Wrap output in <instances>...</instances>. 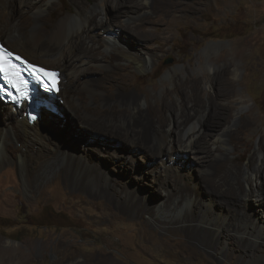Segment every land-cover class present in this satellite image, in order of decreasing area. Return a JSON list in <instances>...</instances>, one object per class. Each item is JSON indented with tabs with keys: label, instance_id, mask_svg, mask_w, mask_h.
I'll return each mask as SVG.
<instances>
[{
	"label": "rangeland",
	"instance_id": "obj_1",
	"mask_svg": "<svg viewBox=\"0 0 264 264\" xmlns=\"http://www.w3.org/2000/svg\"><path fill=\"white\" fill-rule=\"evenodd\" d=\"M23 1L26 0L12 2L11 7L15 14L22 11L21 2ZM53 1L57 5L49 15H46L48 22L52 24L62 15L71 12L70 0ZM175 1V5L170 4V0L167 2L163 0L160 3L162 7L170 8V13L159 10L158 0H155L149 8L150 12L147 13L149 22L156 24L154 29L150 28L149 32L146 30L139 35L145 39L155 38V42L152 40V43L147 45L148 48L144 47V52L154 53L155 58L145 71H139L135 66L119 61L117 63L120 68H117L125 74V79L122 76L125 83L120 87L110 85L109 89L93 94H88L82 88V83L84 80L94 78V75L76 76L74 80H68L66 87L62 85L64 91L57 96L58 99L52 100L58 108L57 114H52L48 110L35 113V115L39 114L37 120L40 119V115L44 117V114H47L54 120H60L59 124L63 122L60 124L61 129L63 128L60 130L63 131L60 135L46 125L49 127L47 130L55 138L54 141H49L50 146L60 147L74 157L82 156L86 162L89 153L94 154V151H99L97 153H100L103 159L98 168L104 179L109 184L116 182L114 184L116 190L120 191V188L135 190L136 197H145L150 208L159 200L161 191L160 183L152 180V177L157 175L154 169L157 161L149 158L150 156L146 159L141 158L140 149L131 151L127 145L125 146L127 148L120 146L119 149H115L112 143L106 142L102 146L99 144L100 135L87 128L91 126L96 130L97 128L105 129L103 119L112 115V110L116 112L125 110V107L121 105L122 95L128 96L133 93L142 102L148 100L149 103H154L162 99L166 89L175 88L176 85L172 83L168 75L169 72H173L181 81V85L178 86L180 96L189 101V105L196 98L201 100V104L207 102L208 94H212L210 101L217 106L233 105L238 97H242L248 106L245 107L246 109L243 108L242 114L250 110L252 118H256L257 126L264 124V0ZM130 4L128 1V5ZM105 9L98 10L96 14H104V17L111 18L110 20L115 14L123 15L121 9L117 11L111 6ZM18 18L23 32L27 34L32 24V11L22 12ZM97 20L95 19L94 22L96 23ZM103 31L105 30L100 29L97 34L102 36ZM112 33V36H119L123 42L126 40L135 42L133 40L135 37L129 33L128 36L122 32L117 34L113 31ZM0 40H3L2 36ZM208 46L211 47L210 51L206 50ZM112 49L111 52L114 54L115 50ZM103 50L101 49L98 53L100 58L104 57H102L104 69H108L110 64H117L113 61L114 57H107ZM32 61L45 65L34 59ZM208 63L213 65L211 71H206L204 68ZM94 67L102 70L101 66L94 65ZM218 68L236 69V76L228 74L220 77L224 86L215 84L211 81L213 78L215 80L219 78L215 75L216 71L221 70ZM176 69L180 71L174 72ZM207 73L210 79L209 77L204 79ZM188 77L191 80L197 79V82L187 83ZM62 79L64 80V76ZM104 99L109 103L105 104ZM174 99L176 101L175 97ZM78 103L95 117L84 122L77 119L69 122L67 115L70 110L75 113L79 109ZM22 108L27 109L25 105L20 110ZM63 110L65 120L67 119L68 122L62 120L63 116L60 112ZM24 113L27 116L26 111ZM77 114L81 116L78 112ZM233 115L238 118L241 113L234 112ZM15 116L14 113L2 114V122L6 120L14 124ZM54 120L52 123L57 122ZM189 128L190 123L181 125L178 129L175 123H168L165 130L169 133L176 129L172 139L177 142ZM17 134L19 138H22L21 133ZM238 136L236 141L239 143V151L234 152L232 158L243 152L242 148L244 149L245 144L251 149L249 151L253 152L259 139L256 131L246 130ZM7 151L11 162L4 163L0 167V245L3 248L20 249L19 259L22 264H55L60 258L70 256L71 258H67L65 264H102L104 260L110 264H210L204 255H200L201 253L221 260V253L211 252L199 245H196L192 251L178 252V249H174L178 252L177 257L169 255L166 249L160 247L159 241L168 244L176 242L178 238L156 228L147 216H144L140 225L130 220L129 222L127 220L129 216H125L127 205L119 198L117 191L108 190L107 186L102 184L94 187L91 182L83 185V192L78 191L74 186H65L63 182L59 184V180H62L60 173L64 167L57 166L43 173L44 160L42 159L28 162L23 167L18 161L21 151L20 143L14 139L8 141ZM116 151L118 155L115 154ZM132 152L136 156H131ZM250 152H245L241 160L242 164L248 161ZM190 155L193 156V154ZM186 163L188 167L180 166L186 167L183 170L191 173L189 191L203 193V200H205L209 190L203 186L202 180L208 174L204 167L200 166L201 164L199 165L189 156ZM175 164L179 166L178 161ZM252 176L253 179L247 184L248 191L256 189V175ZM77 181L78 179H75L74 182ZM63 187L66 189L64 190ZM166 189L172 190L173 185L169 184ZM99 190L102 191L101 195ZM193 204L198 203L195 201ZM248 207L252 208L251 205ZM250 217L255 218V215ZM233 218L228 216V221L231 223ZM142 227L150 229L148 239H143L140 230ZM230 234L233 235L234 232ZM235 238L240 239L238 236ZM262 241L264 242V233L258 243L261 244ZM33 242L35 249L31 250ZM255 255L257 258L250 264H263L264 249L258 248ZM2 258H0V264L4 262Z\"/></svg>",
	"mask_w": 264,
	"mask_h": 264
},
{
	"label": "bare ground",
	"instance_id": "obj_2",
	"mask_svg": "<svg viewBox=\"0 0 264 264\" xmlns=\"http://www.w3.org/2000/svg\"><path fill=\"white\" fill-rule=\"evenodd\" d=\"M14 1L0 0V36L5 43L3 40L2 42L8 49L32 63L41 65L32 61L34 59L47 65H41L43 67L60 70L61 80L58 95L64 91L62 85L66 87L68 80L88 74L94 75V78L82 81V88L88 94L109 89L110 85L120 87L125 83L126 76L121 70H118L120 67L117 62L123 61L127 65L135 66L139 71H145L154 61V53H145L144 47L148 48L147 45H150L152 40L155 42V38L145 39L139 34L150 28L154 29L156 23L149 22L147 13L155 0H70L71 12L62 15L53 24L49 23L46 17L57 5L53 0L23 1L21 2L22 11L18 14H15L11 7ZM128 1L129 4L131 3L130 5H128ZM162 1L158 0L159 10L170 13V8L160 5ZM175 2V0H170V4L175 5ZM108 6L115 10H120L123 7L121 9L123 15L115 14L110 20L111 18L104 17V14H96L98 10L103 11ZM29 10L32 11V24L29 32L25 34L18 17L22 12ZM95 19H98L96 23ZM100 29L105 30L103 31L104 35L101 33L102 36L97 34ZM113 31H116L117 34L122 32L127 36L129 33L135 37V39L133 38L135 42L128 41L126 38H123L126 40L123 42L119 36H112ZM112 48L116 53L112 54ZM210 48L208 46L206 50L210 51ZM101 49H104L107 57H114L113 61L117 64H110L108 69H104V57L100 58L98 53ZM94 65L101 66L102 70ZM204 68L206 71H211L213 65L208 63ZM176 71H180V69H176L174 72ZM228 74L235 77L236 69L224 68L219 72L216 71L215 75H218L219 78L216 80L213 78L211 82L224 86L220 77ZM168 75L176 86L174 89L171 88L172 90L166 89L162 99L149 103L147 99L142 102L133 93L128 96L122 95L121 105L125 107V110L120 112L112 110V115L103 119L105 129L97 128L98 130H96L91 126L87 127L100 135L99 144L102 146L106 142L112 143V147L115 146V149H119L120 146L124 148L127 145L131 151L140 149L139 156L141 158L146 159L150 156L149 158L157 161L154 168L157 175L152 177V180L155 183H160L159 196L161 198L157 195L159 200L151 208L145 197H136L135 190L130 191L127 188L116 190L114 186L116 182L109 184L104 179L98 168L103 159L100 153H97L99 151H94V154L89 153L86 162L82 156L74 157L60 147L50 146L49 141H54L55 138L47 130L49 127L47 126V128L46 125L52 127L60 135V132H63L60 131L63 130L60 127L62 121L59 124L60 120L55 119L57 122L52 123L54 118L52 119L47 114H44V117L40 115V119L37 120L39 114H36L37 116H31L35 118V121L31 122V117H27L24 113L25 109L22 108L18 111L14 110L11 105L3 106L1 103L0 167L4 163L11 162L8 158L7 143L10 139H14L20 143L21 151L18 161L23 167L28 162L42 159L44 160L43 173L45 171L47 173L57 166L64 167L60 173L62 180H59V184L63 182L65 186L71 185L83 192V185L91 182L94 187L102 184L106 185L108 190L117 191L119 198L127 205L125 216H129L127 217L128 221L140 225L144 216H147L156 228L178 238L176 242L168 244L159 241L160 247L166 249V253L169 255L176 256L178 252H184V250L192 251L196 245H199L211 252L221 253L220 260L200 252V255H204L210 264H250L257 258L255 251L258 248L264 249V242L258 243L264 233V124L257 126L256 118H252L250 110L242 114L243 108L247 106L246 100L242 97H238L233 105L217 106L210 101L212 94H208L207 102L201 104V100L196 98L189 105L190 102L180 96L178 91V86L181 85L178 76H175L173 72H169ZM208 77L210 79V75L207 73L204 79ZM190 82H197V79L191 80L188 77L187 83ZM104 101L105 104L109 103L105 99ZM77 106L79 109L75 113L69 111L67 115L69 122L74 119L84 122V120L95 117L83 109L81 104L78 103ZM43 110L45 108L39 109L40 112ZM201 112L202 114H200ZM234 112H239L241 115L238 118L234 117ZM9 113L16 115L14 124L12 122L10 124L6 120V122H2L1 115ZM60 113L63 116L62 120H65L64 110ZM168 123H175L177 129L181 125L190 123V128L176 142L172 139L176 129L169 133L165 130ZM246 130L258 132L259 139L256 149L250 152L249 146L242 144L243 152L232 158L231 156L239 147L236 137ZM17 133H21L22 138H19ZM245 152L250 153H248V161L242 164L241 160ZM115 154L118 155L117 151ZM131 156L136 155L132 152ZM188 156L195 159L199 165L201 164L200 166L204 167L208 174L202 180L203 186L209 190L205 200H203V193L189 191L191 173L183 170L184 166L183 168L180 166L187 165ZM176 161L180 167L175 164ZM124 172L126 171L124 170ZM252 175H256V189L248 191L247 184L253 179ZM75 179L78 181L74 182ZM169 184L173 185L172 190L166 189ZM99 194L101 195L102 191ZM195 201H197V205L193 204ZM248 205H251L252 208L250 209ZM253 214L255 218L250 217ZM228 216L234 217L231 223L228 221ZM140 230L143 239H148L150 229L142 227ZM230 232H234V234L231 235ZM237 236L240 239H236ZM34 249L33 242L31 250ZM174 249H178V252H175ZM19 253L20 249L3 248L0 245V258H4L2 264H22ZM67 258H71V256ZM67 258H60L55 264H65ZM102 264H110V262L104 260Z\"/></svg>",
	"mask_w": 264,
	"mask_h": 264
},
{
	"label": "clouds",
	"instance_id": "obj_3",
	"mask_svg": "<svg viewBox=\"0 0 264 264\" xmlns=\"http://www.w3.org/2000/svg\"><path fill=\"white\" fill-rule=\"evenodd\" d=\"M1 41V40H0ZM18 54V53H17ZM21 56V55H20ZM24 58V57H23ZM25 59V58H24ZM27 60V59H26ZM53 69V68H52ZM58 70V69H57ZM60 71V70H59ZM60 73H61V71H60ZM21 109V108H20ZM58 109V108H57ZM18 110V109H17ZM19 111V110H18ZM53 114V113H52ZM32 122V121H31Z\"/></svg>",
	"mask_w": 264,
	"mask_h": 264
},
{
	"label": "water",
	"instance_id": "obj_4",
	"mask_svg": "<svg viewBox=\"0 0 264 264\" xmlns=\"http://www.w3.org/2000/svg\"><path fill=\"white\" fill-rule=\"evenodd\" d=\"M31 121H35V120H31Z\"/></svg>",
	"mask_w": 264,
	"mask_h": 264
}]
</instances>
